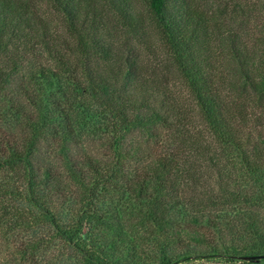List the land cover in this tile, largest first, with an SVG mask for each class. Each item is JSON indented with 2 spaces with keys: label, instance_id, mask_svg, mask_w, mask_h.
<instances>
[{
  "label": "trees",
  "instance_id": "1",
  "mask_svg": "<svg viewBox=\"0 0 264 264\" xmlns=\"http://www.w3.org/2000/svg\"><path fill=\"white\" fill-rule=\"evenodd\" d=\"M198 4L0 0L5 264H264V31Z\"/></svg>",
  "mask_w": 264,
  "mask_h": 264
},
{
  "label": "rangeland",
  "instance_id": "2",
  "mask_svg": "<svg viewBox=\"0 0 264 264\" xmlns=\"http://www.w3.org/2000/svg\"><path fill=\"white\" fill-rule=\"evenodd\" d=\"M198 3L199 6L207 8L208 11L215 10L216 13L232 19L239 27V31L244 32L245 36H253L260 31H264V0H198ZM173 74L175 73L173 72ZM171 78L176 85V90L185 92L184 86L176 74L171 75ZM0 254L4 258V253L1 252ZM2 262L5 264V258ZM202 263L208 264V262L200 261H191L187 264Z\"/></svg>",
  "mask_w": 264,
  "mask_h": 264
}]
</instances>
